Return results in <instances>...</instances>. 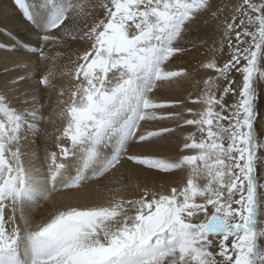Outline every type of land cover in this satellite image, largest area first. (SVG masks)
<instances>
[{"label":"snow or ice","instance_id":"obj_1","mask_svg":"<svg viewBox=\"0 0 264 264\" xmlns=\"http://www.w3.org/2000/svg\"><path fill=\"white\" fill-rule=\"evenodd\" d=\"M13 3L36 46L11 32L0 44V264H264V0ZM201 18L213 58L200 68L212 75L195 97L164 98L189 78L173 60L209 44ZM74 44L67 99L60 88L54 102L64 126L41 161L25 141L43 131L40 94L56 90L50 52ZM178 134L176 155L136 151ZM176 172L185 180L155 190ZM135 173L143 183L126 182ZM129 186L137 194L122 195Z\"/></svg>","mask_w":264,"mask_h":264},{"label":"bare ground","instance_id":"obj_2","mask_svg":"<svg viewBox=\"0 0 264 264\" xmlns=\"http://www.w3.org/2000/svg\"><path fill=\"white\" fill-rule=\"evenodd\" d=\"M226 1L228 3V0ZM226 1H224V3ZM5 32L13 33L16 39L20 41L28 42L29 46H36L35 45L36 36L31 33L30 28L27 25V23L24 21L21 13L14 6L13 0H0V44L11 43L9 37L6 34H4ZM83 48H84L83 44H74L71 49L54 48L50 52V55L57 57V59L54 61L52 65V69L56 73L54 80H53L54 84L56 85V90H54L51 93H48L47 91H45L40 94L41 102L45 104V109H44L43 114L46 117V120L41 125L43 131L41 132L39 136L29 135L28 139L25 141V144L28 146V150H32V149L39 150L41 161L44 155L45 146H47L48 149L50 150H55L54 148L55 136L59 133V131L62 130L64 126V120L59 116L58 109L54 107V102L57 99L56 93L57 91H59L60 88L65 89V92H66L65 99H67V90L72 83L69 77L60 75V73L65 70V67L69 69L71 68V65L68 64L67 62L66 54L70 52L82 51ZM185 60L186 59H184L182 56L181 57L178 56L175 60H173L172 64L170 65V68L176 69V68L182 67L183 64H185ZM189 66L187 65L186 69H188ZM43 70L44 69L42 68V71ZM203 71L206 72V74L207 73L211 74V72L208 70L203 69ZM191 72L192 71H190V73ZM201 74L198 76H201ZM198 76L194 78V73H193V75L191 74V76H189L187 81H181L179 85L174 84L168 88L162 89L160 92V95L168 99H184L187 97L188 93H192L193 97H195L197 95V87L199 84ZM186 106L195 107L191 103H187ZM157 126H170V125H157ZM186 129L187 128H185L184 131ZM45 134L49 135V139L46 145H45ZM180 143H182V139L180 138V135L178 134L176 137L172 138L171 142L161 143L159 146L151 148V149L141 148V149H137L136 151L138 152L147 151L151 154L158 155V156H172V155L177 154V145H179ZM144 178H145L144 173H135L132 176H128L126 174V182L130 180L132 185H134L137 181L143 183ZM185 178H186V173H183V172H176L174 174L164 176L162 180L160 181L164 185L163 189L159 188L157 184L155 190L156 191H161V190L168 191L171 187L178 186L182 181L185 180ZM133 194H137L134 186H129L125 190V192L122 193V195H125V196H129ZM61 198H62V194H57V193H54L52 197V199L56 201H59ZM102 198L103 197L101 195L99 199H102ZM49 203L50 202H45L42 205L41 209L35 213V216L39 217L41 214H43L44 211L49 207Z\"/></svg>","mask_w":264,"mask_h":264},{"label":"rangeland","instance_id":"obj_3","mask_svg":"<svg viewBox=\"0 0 264 264\" xmlns=\"http://www.w3.org/2000/svg\"><path fill=\"white\" fill-rule=\"evenodd\" d=\"M224 1H226V0H224ZM224 1L220 0V3L221 2L224 3ZM229 2L233 3V2H235V0H230V1L228 0V3ZM225 3H227V1ZM199 24H201V25H199ZM210 32H211V28L210 27H205L203 25V20L201 18V20H199L197 22V33L196 34L199 35L202 38L207 39L209 41V44L203 46V48L202 47H197V48L189 51L185 55L184 54L183 55H178V56H180V57L182 56L184 59H186L185 60V64H183L182 67H184L186 65L184 67V68H186L187 65L188 66L190 65L188 67V69H187L188 73H190V71H192L189 76H191V74L193 75V73H194V78H196L198 75H200L202 73L201 76H198L199 77L198 78L199 79L198 80L199 84H198V87H197V95H199V93L203 89V83H202L203 80L206 79L209 75H212V73L211 74H208V73L206 74V72H204L203 69L200 68V66H199L203 61L206 62L208 59L213 58V54L210 51H207L208 47L211 45V40H212V33H210ZM191 54H192V56H191ZM215 58L217 59L218 63L222 65L223 62L227 59L226 50H225L223 55H221L219 52L216 53ZM230 78L234 81V83L232 84L233 88H236L237 85L240 84V82L242 80V77L238 73H236L235 71H233L230 74ZM220 83H221V87H222L226 82L225 81H221ZM258 88L260 89V94H259V99H258V108H259V111L261 113V119L257 122L256 127H257V131L260 132V131L264 130V82H259L258 81ZM226 99H227L229 104L233 102V97H232L231 94H229L226 97ZM191 130L192 129L187 128L185 130V132L191 131ZM198 135L199 134H197V136ZM258 181L260 183H264V169L258 170ZM262 199H264V197H262ZM262 219H264V218H262Z\"/></svg>","mask_w":264,"mask_h":264}]
</instances>
